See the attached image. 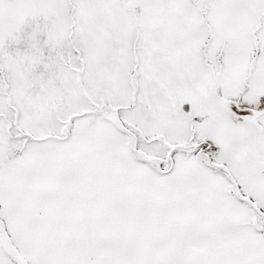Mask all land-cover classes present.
Masks as SVG:
<instances>
[{"label": "snow or ice", "instance_id": "snow-or-ice-1", "mask_svg": "<svg viewBox=\"0 0 264 264\" xmlns=\"http://www.w3.org/2000/svg\"><path fill=\"white\" fill-rule=\"evenodd\" d=\"M0 264H264V0H0Z\"/></svg>", "mask_w": 264, "mask_h": 264}]
</instances>
